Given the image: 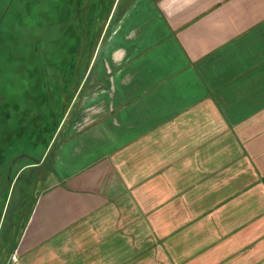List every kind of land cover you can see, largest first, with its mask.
Returning a JSON list of instances; mask_svg holds the SVG:
<instances>
[{
	"label": "crops",
	"instance_id": "obj_1",
	"mask_svg": "<svg viewBox=\"0 0 264 264\" xmlns=\"http://www.w3.org/2000/svg\"><path fill=\"white\" fill-rule=\"evenodd\" d=\"M86 76L8 264H264V0H134Z\"/></svg>",
	"mask_w": 264,
	"mask_h": 264
},
{
	"label": "rangeland",
	"instance_id": "obj_2",
	"mask_svg": "<svg viewBox=\"0 0 264 264\" xmlns=\"http://www.w3.org/2000/svg\"><path fill=\"white\" fill-rule=\"evenodd\" d=\"M46 1L48 4L47 8L41 9L39 0H0V85L3 77L11 78L14 80V83L5 84L7 92L11 93L15 92V90H18V92L23 91L25 85L28 82L32 83L33 79L28 75H22V71L18 65L11 66L10 59L13 53H15L14 50L17 51V49H19L20 53L22 51L26 52L27 49L25 48L27 47H22V44L29 46L34 42L33 40L49 41L53 38V40H55L59 35H64L65 31H67V27H70L71 31H69V33L71 36H69V38H71L73 42L78 39L77 35H80V44H78L80 51L77 58L78 79L76 81L77 83L72 85L76 95L74 98L73 96L69 97L64 94L61 96L62 108L56 112L62 114L61 123L54 134H52L53 137L47 149L44 148L42 142V135L46 133L39 134L37 131L38 128L33 125L30 126L28 121L23 119L21 122L14 121L13 123L3 126L4 129L2 133L4 134L3 137L5 140L3 144L0 145L1 150H5V145H14L15 140H18L19 137H23L20 139L21 141L24 140V137H27L30 139V141L28 140L29 142H37L38 144H36L38 147L36 148V146L33 145H19V148L24 150V152L31 154L24 160L30 159L28 162H34L28 165L24 170L20 169L23 165L21 163L22 160L18 159L16 162L12 163L20 152L17 153L13 150L10 152V154H12L11 156L9 155L10 157L6 159H4V157L3 160H0V264H8L14 259L13 251L17 242L15 239V231L18 228L20 229L19 231H21L25 217L29 213L36 196L42 188L44 179L52 166V160L57 146L67 134L73 112L82 99L84 90L91 78H87V76L84 77L83 75H85V73L89 71L91 65H93L96 55H102L107 39L114 31L117 19L120 17L123 10L126 7L128 8L129 4L134 0H97L96 7H98V9L92 18V26L89 28V33L87 22L92 10V0H85L82 5L79 0H76L72 7L73 11L68 7L69 0ZM118 3L119 7L116 10ZM69 9L72 11L71 21L61 23L62 21L60 19L69 15ZM25 17L28 20V25H26L24 29L21 27V19ZM58 20L60 21L57 22V24L54 23L49 25L50 21ZM46 21L49 22L47 23ZM87 33L89 34L88 36ZM103 35L104 39L101 41ZM51 45L52 44L49 43L44 46L43 43H39L38 50L41 55L44 54L45 49H57L56 46H58V44L55 43V47ZM28 53L27 51V54ZM24 55L26 54H23V56ZM43 57L45 56L43 55ZM62 72L63 71L57 70L56 67L50 65L45 69L48 85L52 92V100L55 99L53 94L54 77H58V80L62 81L60 77L63 75ZM8 105L9 108H11L10 114L13 112L19 113L20 115L21 106L12 102ZM42 113L45 115L48 114L45 109H43L41 113L27 110L24 117L33 120ZM23 126L25 129H22ZM49 135H51V133ZM37 161L40 162L36 163ZM11 163L13 165L11 175H13V173L15 174L13 183L9 188L7 187L9 181L7 176L8 168ZM7 191L9 195L8 198L5 199L4 196Z\"/></svg>",
	"mask_w": 264,
	"mask_h": 264
},
{
	"label": "trees",
	"instance_id": "obj_3",
	"mask_svg": "<svg viewBox=\"0 0 264 264\" xmlns=\"http://www.w3.org/2000/svg\"><path fill=\"white\" fill-rule=\"evenodd\" d=\"M39 1H40V8L46 9L48 6V4L46 3L47 1L46 0H39ZM80 1L81 0H79V2ZM96 1L97 0H94V3L91 7L92 9L91 14L87 22L88 33H89V28L92 26V18L94 17L96 10L98 9V7H96V3H97ZM72 2L75 3L76 0H72ZM119 3L117 5L116 10L119 7ZM126 9L127 7L123 10V12L121 13L120 17L117 19L116 22H118L121 19ZM66 17H62V19H60L62 21L61 23L66 22ZM60 20L53 21L52 23L57 24V22H59ZM80 25H81V22H80ZM70 31H71V28H70ZM88 33H87V36L89 35ZM69 36H71L70 33L67 35L64 34L60 36L59 38L57 37L55 40H53L54 38L49 41H44V40L35 41L34 40V42H32L29 46L22 44V47L23 46L27 47L25 49H27V51L29 52L28 54H27V51L26 52L22 51L24 49L21 50L22 51L21 53L19 52V49H17L18 52L14 50L15 53H13V56H11V59H10L11 66L18 65L22 71V73L21 72L20 73L22 75H28L33 80H32V83L28 82L25 85V89H23V91L18 92V90H15V92H11V93L7 92V90L5 89V84H12L14 83V80L11 78H5V77H3V79L1 80V85H0V144H3L5 140V138L3 137L4 134L2 133L4 129L3 126L5 124L13 123L14 121L21 122L24 119L25 121H28L30 123L29 124L30 126L33 125L37 127L38 128L37 131L39 134L46 133L42 135V142H43V146L45 149L49 148L50 142L53 137L52 134H54L57 127L61 123L62 114L56 113L57 110H61L62 108L61 107L62 106L61 96L64 94L69 97L73 96L74 98V96L76 95V92L72 88V85L77 83L76 81L78 79L77 58L79 56L78 54L80 51L78 47V44H80V38H79L80 35L79 34L77 35L78 39H76L74 42L72 41L71 38H69ZM39 43H43L44 46L45 44L51 43L52 44L51 46L53 47H55V43H56L58 44V46H56L57 49H54V48L45 49L44 48L45 52L43 55L45 57H43V55H41L40 51L38 50ZM23 54H26V55L23 56ZM48 65L54 66L57 68V70L63 71L62 72L63 75L60 76L62 78V81H59L58 77L56 78L54 77V82H53L54 83L53 94L55 97L54 100H52V92H51V89L49 88L47 76L45 74V69ZM83 76L85 77L86 73ZM9 101L12 103H17L19 106H21L20 115L19 113H13V112L10 114L11 108H9V105H8L10 103ZM43 109H45L48 114L47 115L43 113L40 114L39 116L36 117L37 120L36 118L33 120H30L24 117L27 110L37 111L38 113H41L43 112ZM22 129H25V127L23 126ZM49 132L51 133V135H49L50 134ZM21 138L19 137L18 140L16 139L18 142L15 140L14 145L13 144L5 145L6 146L5 150L0 149V157H1L0 160H3L4 157H5L4 159H6L7 157H10L12 155L10 154V152L13 150L16 151L17 153L20 152L19 155H17V157L12 161V163L16 162L18 159L22 160L21 163L23 165L20 167V169L24 170L26 169L28 165L34 162H28L30 159L24 160L26 157H29L31 154L24 152V150L19 148V145H23V146L33 145V146H36L37 148L38 143L29 142L30 139L27 137H24V140L21 141L20 140ZM38 162L40 161H37L36 163ZM12 163L9 165L8 176H7L9 179L7 187L9 188L13 183V178L15 174L13 173V175H11V171H13ZM8 195H9V192L7 191L4 196L5 199L8 198ZM34 202L30 208L29 213L25 217L22 228L26 225V222L33 209ZM18 230L20 229L18 228ZM19 234H20V231H19Z\"/></svg>",
	"mask_w": 264,
	"mask_h": 264
},
{
	"label": "flooded vegetation",
	"instance_id": "obj_4",
	"mask_svg": "<svg viewBox=\"0 0 264 264\" xmlns=\"http://www.w3.org/2000/svg\"><path fill=\"white\" fill-rule=\"evenodd\" d=\"M84 1H85V0H81V1H80V2H81L80 4L82 5V4L84 3ZM93 3H94V0H92V5H93ZM73 4H74V3L72 2V0H69L68 7H69L71 10H72ZM70 9H69V11H68L69 15L66 17V21H68V22L71 21L70 19H71L72 11H71ZM68 13H67V14H68ZM21 21H22V22H21V24H22L21 27L25 29V28H26V25H28V22H27L28 20H27L26 17H25L24 19H21ZM46 22H47V21H46ZM46 22H44V23H46ZM48 22H49V21H48ZM48 22H47V23H48ZM52 22H53V21H50V22H49V25H50V24H53ZM65 23H66V22H65ZM23 25H24V26H23ZM66 25H67V24H66ZM69 31H70V27H67V31H66L65 35L69 34ZM23 34H24V33H23ZM25 40H26V39H25ZM33 41H34V40H33ZM0 145H1V144H0ZM0 227H1V226H0ZM18 235H19V230L17 229V230L15 231V239H16V241H17Z\"/></svg>",
	"mask_w": 264,
	"mask_h": 264
}]
</instances>
